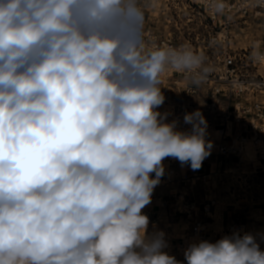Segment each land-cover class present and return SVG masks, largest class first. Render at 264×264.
<instances>
[{"label": "clouds", "instance_id": "clouds-1", "mask_svg": "<svg viewBox=\"0 0 264 264\" xmlns=\"http://www.w3.org/2000/svg\"><path fill=\"white\" fill-rule=\"evenodd\" d=\"M144 24L139 0H0V264H264L251 233L194 239L183 261L148 233L165 158L198 170L212 143L199 109L187 129L160 111L161 74L198 86L206 58L149 46Z\"/></svg>", "mask_w": 264, "mask_h": 264}, {"label": "built area", "instance_id": "built-area-1", "mask_svg": "<svg viewBox=\"0 0 264 264\" xmlns=\"http://www.w3.org/2000/svg\"><path fill=\"white\" fill-rule=\"evenodd\" d=\"M146 19L144 38L149 46L178 47L188 45L206 58L210 69L198 86L191 85L182 73L166 70L160 76L165 95L161 112H170L168 119H179L180 127L186 113L193 112L194 100L205 96L208 110L217 114L220 122L210 155L220 159H241L246 143L256 150V159L264 170V64L250 58L252 45L240 46L251 22L264 19V0H224L223 13H215L212 0H139ZM155 15V16H154ZM244 40H246L244 38ZM264 46V44H261ZM215 201L202 208L185 202L182 211L190 222V235L176 245V259L184 260V249L194 239L213 238V231L202 215L208 216ZM246 226L232 222L227 235L246 233ZM262 251L264 239L256 238ZM186 264V262H185Z\"/></svg>", "mask_w": 264, "mask_h": 264}, {"label": "rangeland", "instance_id": "rangeland-1", "mask_svg": "<svg viewBox=\"0 0 264 264\" xmlns=\"http://www.w3.org/2000/svg\"><path fill=\"white\" fill-rule=\"evenodd\" d=\"M253 42L264 44V19L251 22L250 30L245 31L240 46ZM193 105V112L199 109L207 120L206 140H215L220 122L217 114L208 110L203 95L196 98ZM245 148L247 150L241 159H220L218 171H211L207 178L194 181L178 177L173 165L176 159L165 158L164 176L154 189L151 203L143 210H151L158 217L161 208L160 219L162 217L164 220L153 226L152 232L169 231L166 234L168 247L164 250L170 255L176 257V245L190 235L191 225L182 211L185 202L195 203L199 208L209 201L216 202L208 216L202 215L213 231L227 235V228L233 221L244 224L246 233L264 239V170L255 157V146L250 143ZM247 151L251 152L249 157ZM211 239L217 240L214 237Z\"/></svg>", "mask_w": 264, "mask_h": 264}, {"label": "crops", "instance_id": "crops-1", "mask_svg": "<svg viewBox=\"0 0 264 264\" xmlns=\"http://www.w3.org/2000/svg\"><path fill=\"white\" fill-rule=\"evenodd\" d=\"M219 160H220V158H218L217 156L212 154L206 162H202V166L198 170H192L190 167V164L181 165V163L178 160H176V162L173 165L175 167V170H176L178 177H180L182 180H193L194 181V180L205 179L212 172L218 171L220 166H221V163ZM152 175H154V173ZM142 211L149 217L148 233H152L153 226L159 225V222H161V219L164 220V218H162V217L160 219L161 208L159 209L158 217L155 216V214L151 210H145V211L142 210ZM226 222L227 221H225V223ZM230 222L232 223L233 221H230ZM163 232L165 233V239H166V234H168L169 231H165L163 229ZM225 235H226V233H225ZM212 236L218 240L224 235H222V234H220V232H217L214 230Z\"/></svg>", "mask_w": 264, "mask_h": 264}, {"label": "bare ground", "instance_id": "bare-ground-1", "mask_svg": "<svg viewBox=\"0 0 264 264\" xmlns=\"http://www.w3.org/2000/svg\"><path fill=\"white\" fill-rule=\"evenodd\" d=\"M256 44H260V43H259V42H256ZM181 128H182V127H181ZM250 143H251V142L246 143V144L248 145V144H250ZM251 148H252V147H251ZM246 150H247V149H246ZM247 153H248V157H249L251 152H250V151H247ZM251 157H252V155H251Z\"/></svg>", "mask_w": 264, "mask_h": 264}]
</instances>
